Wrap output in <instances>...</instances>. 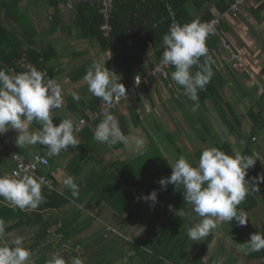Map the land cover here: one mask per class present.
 Returning <instances> with one entry per match:
<instances>
[{"label":"crops","instance_id":"crops-1","mask_svg":"<svg viewBox=\"0 0 264 264\" xmlns=\"http://www.w3.org/2000/svg\"><path fill=\"white\" fill-rule=\"evenodd\" d=\"M63 7L65 8V6ZM20 9L26 13L30 25L34 28L35 34L32 38L36 43V48L41 45V42H46L50 43L56 50L57 56L51 62L55 75L40 79V86L46 93V100L38 109H35L33 116L28 110L22 84L14 79L13 82H10L0 71V95L4 96V99L0 102V128L5 132L4 137H1L0 134V179L14 168L12 161L14 151H18L25 159H30L35 154L46 153L50 141L42 137H48V135H42L33 128L34 119L37 123H45L58 113L74 126L83 117L82 110L87 108L90 100L101 90V86L102 90L106 91L105 100H110L114 95L116 86L121 85L124 88L133 86L134 79L132 78L140 76L139 70L143 67L147 70L149 65L158 60L155 56V50L152 48L147 54H142L137 62L132 63L130 68L119 67L116 62L111 61L109 53L100 50L96 42L91 44L92 42L89 43V40L77 39L75 29L68 33L66 28L72 27L73 21L71 20H74V13L72 18H67V22L64 23L61 20V9H59V17H57L60 19L59 24L52 19L54 8L48 2L23 0L20 3ZM260 9H263L261 13L264 12V0H251L243 6L240 16L245 14L249 21L259 24L264 16H261V13L256 16L255 10ZM43 11L45 13L51 11V22H54L50 24V29H48V32H50L48 37L46 36L47 33L44 34L43 32L42 34V23L44 21L38 18L39 15H42L41 13L44 14ZM192 13L194 16L199 14L195 15L194 10ZM244 26L245 28L248 27L246 24ZM14 27L18 31L19 37H23L24 30H28L19 22ZM235 30L238 31L237 34L245 32L239 28L234 19L228 18L221 27V36L230 44L227 34ZM60 33L66 34L64 35L67 39L66 44L54 40L58 39L57 34L60 35ZM44 36L47 38L42 40ZM241 37L245 39L244 35ZM247 39L249 38L245 40ZM85 41L96 52L83 64H73V59L81 60L83 59L82 56L89 52L87 50L78 52L79 43L85 44ZM208 48L217 55L216 60L212 63L225 79L226 85L227 79L231 77L229 71L235 73L225 64L228 55L223 51L221 44H218L215 49L209 46ZM259 48H257L258 51ZM62 53L68 54L67 60L69 59L70 66L60 59ZM220 55L224 57V61L220 60ZM228 64L229 66L232 65L231 63ZM245 64L250 70L252 69L249 64ZM83 67L87 71L90 70L89 73L73 80L70 74ZM106 72L109 77H107ZM11 76L14 77L13 70H10ZM90 76L98 80L96 81L97 89L89 83ZM237 76V80L241 81L242 75ZM248 79L250 80V78ZM253 80L256 81V77ZM231 82L236 87V81L231 80ZM103 85L105 86L103 87ZM189 89V86L186 85L185 89H174L173 93V89L169 90L160 79L138 88L117 112L112 113L104 121L108 129V140L103 139L91 123L87 128L93 132L95 137L91 138L90 141H85V137L78 134L75 144L64 154L53 158L48 169H42L34 175L23 176L9 186L0 188V211L4 207L10 209L17 207L24 214V219H27L26 225L19 227H14L17 220L0 222V264L2 260H6L8 264H11V259L14 260L15 264H24L23 261L29 262L34 257L44 254L42 250L48 245L50 246L48 250L51 254L54 253L56 257L72 250L73 253L81 256V259H88L87 263L84 261L85 263L81 262L80 264H96L100 260L104 264H144V260L149 255L146 256L137 249L140 245L149 246V250H157L163 256L168 251L170 254L167 256L172 255V258L177 260L175 263L182 262L184 264L187 254H185L183 246L187 243V240L192 244L198 242V240L201 242L199 236L202 235V232L208 234V229L204 226V223H199L196 217L188 215L193 213L190 207L196 203L199 206H208L209 197L205 198L207 191L202 188L201 184L196 192L198 196L196 195L191 203L182 206L184 201L177 200L178 194L172 184V177L176 175L182 181H185L188 178L190 180L195 179L193 176H202L203 169L198 170L195 168V165L198 166V161L203 159L200 154L204 151L208 155L209 148H213L214 154L209 158L215 160L217 150L215 144L219 143V138L214 131L210 132L211 129L209 128L211 126H203V124L210 122L209 116L212 112L211 109L215 108L214 104H210L212 101L208 100L203 106H196L195 98L189 94ZM68 92L72 94H68L65 103L57 107L60 97ZM72 96L77 98L75 108L72 106L67 107L68 97ZM144 99L146 106L143 105ZM82 103H84V107ZM131 105H134L144 130L133 125L130 119ZM200 112H202L204 119L201 118ZM116 114L126 120L128 126L125 135L121 133ZM158 114L160 116H157ZM144 115H152L153 118L149 119L148 116L145 117ZM162 116H165V119H160ZM168 137L175 143L177 153L174 151L173 155L167 154L165 158L161 147H165L167 142L170 143ZM117 139L122 144L119 149L114 147ZM226 141L223 140L220 143ZM190 142L199 147L194 152L196 160L191 154L186 161L179 151L188 150V143ZM226 143L231 146L238 157L243 154L246 147L244 142L236 144L227 141ZM150 150L155 152V161L160 153L162 159L158 160L159 163H164L167 166L164 179L174 191V200L168 202L167 205H163L159 202L154 203L149 199L139 200L136 197L126 213L120 215L111 205L114 201L117 203L118 208L122 204V200L119 199L120 193L117 191V183L109 181L106 170L116 174V162L118 164H132L136 158ZM236 150L243 151L238 154ZM152 161L154 160L152 159ZM182 162L186 163L183 164ZM186 164L190 165L189 169L183 167ZM108 182L111 183L110 186ZM121 183L122 180L118 176V184L122 186ZM107 186L109 187V194L105 192ZM125 188L130 189V186ZM59 197L64 201L61 205H59ZM176 213L190 220L194 218L192 220L194 221L193 225H190L191 230L188 226H185L187 232L190 233L191 231L190 236H187L184 232L186 231L185 227L181 229L183 226L181 227L178 224L179 222L172 219V215ZM248 217H250V213ZM171 221L175 222L173 226L175 225L176 231H173L172 235L165 236V230ZM248 221L250 220L248 219L246 222ZM62 226L65 228H62ZM226 226H229V229L231 228L229 223ZM42 229H45L48 234L37 241L41 244V248L35 250L32 255H23L21 258H17L16 255L12 254L11 246L26 247L35 244L36 234ZM61 229L64 230L61 231ZM214 234V241L215 243L217 241V245L224 243V240H220V238L218 241L215 231ZM118 248L122 251V254H110ZM96 249L101 253H98V257L93 258ZM210 250L209 246L205 252L208 260H212L214 255L208 254ZM154 254L155 252L151 255L153 258ZM113 256L115 257L112 258ZM204 256L203 261L207 262L208 260L205 261ZM163 261L166 262L165 264H170L168 258H163ZM211 263L213 264V261Z\"/></svg>","mask_w":264,"mask_h":264},{"label":"trees","instance_id":"trees-1","mask_svg":"<svg viewBox=\"0 0 264 264\" xmlns=\"http://www.w3.org/2000/svg\"><path fill=\"white\" fill-rule=\"evenodd\" d=\"M22 1L0 0V63H2L0 71L10 82H13L14 79L22 84L28 110L33 115L35 109H38L46 100V93L40 86V79L55 75L50 63L57 56V52L50 43L42 45L45 47L36 48V43L32 38L35 34L34 28L30 23L27 25L29 21L25 17L26 15L23 16V12L20 9ZM38 1H45L53 6L54 14L51 17L55 22L59 23L60 19L57 17H59L60 6H65L67 0ZM232 1L113 0V7L108 21L110 31L109 35L105 37L102 30L104 20L100 14L99 6L92 1L81 0L74 3L73 25L72 27H67L66 30L70 33L72 29H75L77 39L96 42L102 52L109 53L111 61L116 62L119 67L130 68L132 63L137 62L142 54H147L152 48L155 50V56L158 60L165 59L172 49L181 44L199 26L212 19L215 15L226 12ZM193 10L199 14L194 16ZM261 10L263 9L255 10V15L258 16ZM172 16H174L179 26L178 33H175L170 27ZM18 22L28 28L27 31L24 30L23 37H19L18 31L14 27ZM206 43L209 47L215 49L220 44V39L216 35H210L206 39ZM10 70L14 72L13 78L12 76L10 77ZM89 71L85 67L79 68L72 72L70 77L76 80L79 77L87 75ZM139 71L141 77L146 75L145 67ZM231 77L241 88L242 84L237 80L234 73H231ZM160 80L165 83L169 90L173 89V93L178 88L185 89L186 85H188L190 88L189 94L195 98V104L198 107L203 106L208 100L212 101L221 122L227 130L230 133L237 134L240 141L244 139L246 147L243 154L239 157L226 142L218 143L216 146L215 160L217 159L220 162L218 166L225 175V179L232 192L231 194L226 191L216 178V166L209 159H206L207 156L205 154H200L205 161V167L201 174L203 182L214 192L216 201L222 208L226 220L231 223L233 221L240 222L242 220L240 214L250 213L257 206L255 196L264 191V167L259 163V159L254 158L252 154L253 149L250 147L252 138H254L253 135H255L257 130L264 129V89L260 100L256 102V108H251L247 111V117L252 124L250 144V139L246 138L243 134L234 108L229 103L224 102L221 97V91L225 86V79L217 71L215 65L208 62L206 55L201 49L190 48L185 54L172 60L169 66L168 79ZM105 99L106 91H103L101 86V90L90 100L87 108L82 110V116L85 117L87 111H97L100 103H102L101 101ZM76 100L75 96L68 97L67 107L70 108L72 106L75 108ZM82 106L84 107V103H82ZM82 106L81 108H83ZM116 117L121 133L123 135L127 134L128 125L126 120L117 114ZM130 119L134 126L141 127L144 130V126L136 113L134 105L130 107ZM101 122L102 120L100 119L95 120L93 126L97 127ZM33 128L42 135H48V137L42 138L48 139L50 144L58 143L60 140H64L74 133V126L58 113L45 123H37L34 119ZM80 134L85 137V141H90L91 138L95 137L93 132L88 130L87 127ZM115 142L116 145L114 147L116 149L122 147L119 139L115 140ZM151 151L136 158L132 164H118L116 162V174L106 170L109 181L117 183V191L120 193V197H118L122 200V204L119 208L115 201L111 205L120 215L126 213L129 206L134 203L136 197L139 200L149 199L154 203L159 202L163 205H167L168 202L174 200V191L164 179L166 169L160 170L161 167L165 166L164 163H159L158 161L162 157L159 153L156 161H152L155 152ZM244 155L248 157L247 160H244ZM152 171L154 172L152 173ZM154 174L156 177H153ZM118 176L122 180V186L118 184ZM108 185L110 186L111 183L108 182ZM128 186H130V189L125 188ZM108 188L107 186L105 189L107 193ZM123 198L125 199L123 200ZM194 198H188L183 202L182 206L191 203ZM63 203V199L59 197V205ZM35 214L37 215V213ZM172 219H175V222H179L178 224L181 227L183 226L181 229L188 226L191 230L190 225L192 226V223H194V221L184 218L178 213L172 215ZM4 220H17L14 227L23 226L27 223V219H24V214L17 207L12 209L4 207L0 211V222H4ZM175 222L171 221L168 225L165 230V236L172 235L171 233L176 231L175 225L173 226ZM62 228L65 227L62 226ZM185 228L186 231L184 232L187 236H190L191 231L189 233V231L187 232V227ZM206 228L208 229L207 238L196 250L195 255L188 264H212L211 261L214 258L212 260L209 259L207 262L203 261V256L215 236L214 228L210 226ZM63 230L61 229V231ZM233 232H236L235 229L231 233ZM47 234L45 229L39 230L34 240L35 244L26 247L11 246L12 254L16 255L17 258H21L23 255H32L35 250L41 248V244L37 243L39 238ZM255 239L257 247L248 250L244 254V257L252 261H260L258 264H264V230L256 235ZM169 242L171 243V241ZM49 247V245L46 246L44 254L27 262V264H80L84 259H81V256L73 253L72 250H68L56 257L54 253L51 254L48 250ZM98 253V249H96L93 258L98 257ZM155 253L161 255L154 256L156 260L155 264H165L162 257L168 258L170 264H177V262L175 263L177 260H174L172 255L167 256L170 254L168 251L164 256L159 251H155ZM87 261L88 259L85 262L87 263ZM11 264H15L13 259H11Z\"/></svg>","mask_w":264,"mask_h":264},{"label":"rangeland","instance_id":"rangeland-1","mask_svg":"<svg viewBox=\"0 0 264 264\" xmlns=\"http://www.w3.org/2000/svg\"><path fill=\"white\" fill-rule=\"evenodd\" d=\"M60 9H61L60 14L62 16L61 20L64 23H66L67 18L70 19L73 16V13H74L73 8L69 9V8H66V7L64 8L63 6H60ZM66 11H68V12H66ZM25 14L26 13L23 11V16ZM41 14L42 15H39L38 18H39V20L44 21L42 23V26H43L42 34H43V32H44V34L47 33L46 36L48 37L50 35V32H48V29H50V24L53 23V22H51L52 20L50 18L51 11L48 13L44 12V14L43 13H41ZM197 14L198 13L196 12L195 15H197ZM240 15H241V12H239L238 17L234 18V21L236 23H238L239 28L242 29L243 32L244 31L245 32L244 33L240 32L239 34H237L238 31L235 30V31H232L231 33H228L227 36H228L229 42L232 45V47L234 48V50L242 57V59L244 60L245 63H247L251 66L252 69L250 71H251L252 75H254V77H256V81H254V80L250 81L247 77L241 76L242 79H241V81H239L242 84V86H241L242 89H241L237 83H236V87L233 86L231 80L232 81H235V80L232 77H230L229 79H231V80L227 79L226 85L223 87V89L221 91V97H222L224 102L229 103L231 106H233V108L237 114L238 120L241 124V129L243 130V134L246 138L248 137L250 139V144H251L252 135H251L250 131L252 128V124L247 117V111L250 110L251 108L252 109L256 108V102L258 100H260V97H261V95L263 93V89H264L263 88L264 87V17H263L262 21H260L259 24H254L247 19L245 14H243L242 16H240ZM261 16H264V12L261 13ZM26 18L28 19L27 16H26ZM71 21H73V20H71ZM27 24H29V22ZM44 24H45V26H44ZM245 24L248 26L247 28H245V26H244ZM64 35H66V34L65 33H63V34L60 33V35L57 34L58 39H54V40H56V41L58 40L62 44H66L67 39L65 38ZM243 35L245 36V39L246 38H249V39H247V40L242 39L243 37H241V36H243ZM46 36L42 37V40L46 39L47 38ZM88 42L91 43L90 41H88ZM88 42L85 41L84 42L85 44L79 43V46L77 47L78 52H83L84 50H87L89 52L86 53L84 56H82L83 59H81V60L73 59V64H83V62L88 61V59L93 56L94 52H96V50H93V47L91 45H88ZM44 44H46V42H41V45L39 47H41ZM91 44H93V42ZM42 47H45V46H42ZM257 48H259V51L257 50ZM67 55H68L67 53H64V54L62 53L60 56V59L62 61H64V63H68L70 66V61H69V59L67 60ZM65 57H66V59H65ZM220 57H221L220 60L224 61V59H223L224 57H222L221 55H220ZM66 60H67V62H66ZM215 60H216V57H215ZM225 64H227L226 66H228L231 70H233V68H231V67H233V65L229 66L228 63H225ZM50 66H51V63H50ZM67 71H68V69H67ZM231 73H232V71H229L230 75H231ZM106 74H107V77H109L107 72H106ZM235 76L238 77L237 75H235ZM106 79L107 78L105 77V80ZM89 81H90L89 83L92 85L93 88H96V89L98 88L97 82H96L98 80H96V78H93V76H90ZM68 94H72V93L68 92L64 96L60 97V100H58L57 107L61 106V104L65 103L66 97L68 96ZM145 99H144L143 105L146 106ZM210 104H212V102ZM213 109H211L212 114L210 113V116H209L210 122L206 123L205 125L203 124V126L204 127L209 126V125L211 126V128H209V129H211L210 132L214 131L215 135L219 138V143L223 140L224 141L225 140L232 141L236 144L243 143L244 139H242V141H240L237 137V134L230 133L227 130V128L224 127L221 120L219 119L220 117H218L219 114H218L217 110L215 108H213ZM199 114H200L201 118L204 119L202 112H200ZM144 116L145 117L148 116L149 119L153 118L152 115L151 116L144 115ZM157 116H160V114H158ZM160 119H165V116H162V118H160ZM163 122H165V121H163ZM212 135H213V133H212ZM253 136L256 139V141L254 143H252L250 145V147L253 149V151L256 150L258 153L261 154L260 155L261 157L259 156V160H260L259 163L264 167V129L257 130L255 135H253ZM167 139L171 144L167 142L165 147H161V150H162L165 158L167 157V154L173 155L172 153L174 151L177 153L175 143L172 142L170 137H168ZM244 144L246 145L245 142H244ZM216 146H217V143L215 144V147ZM198 147L199 146H196L192 142H190V143H188V148H187L188 150H181V151H179V153H182L184 159H186V161H187V159L190 158L191 154L194 158V152H196L198 150ZM165 148H166V150H165ZM208 151H209L208 155L204 151H202V154H205L207 156L206 159L207 160L209 159L211 161V163H213L216 166V178L222 184V186L226 189V191H228V193L231 194L232 192L230 190V187H229L227 180L225 179V175L221 172V169L218 166L220 164V162L217 159L211 160L209 158V157H212L214 154L213 148L212 149L209 148ZM242 151L236 150V152L238 154L242 153ZM153 160L155 161V156L153 157ZM194 160H196V159L194 158ZM182 163L185 164L186 162H182ZM195 166H196L195 168H197L198 170L204 169V167H205L204 159H202L201 161H198V166L197 165H195ZM183 167L189 169L190 165L186 164V165H183ZM164 169H167V166L160 168V170H164ZM153 172L154 171H152V173ZM158 172H160V171H158ZM153 177H156V175L154 174ZM193 177H195V179L190 180L188 178L185 181H182L179 177L174 175L172 177L173 178L172 184L176 189V193L178 194L177 200L182 201V202L187 200L188 198H191V197L196 198V195L198 196V194H196L197 189L201 184H202V188L206 189L207 192L206 191L205 192L207 195L205 198L207 199L209 197L208 206H199V205H197L198 203H196L190 207V210H192L193 213H190L188 215H192V216L196 217L197 221H199V223H204L205 227H209V225H210V227L214 228V231L216 232V237H218V241H219V238H220V240L221 239L224 240V243L222 242L221 245H219V244L217 245V241L215 243L214 239H212V241H211V243L212 242L213 243L210 244L211 250L208 252V254H214L212 256V259L214 258L213 264H258V263H260V261H252L250 259H246L244 257V254L248 250H251V249L257 247V243H256V239H255L256 235L260 234L264 230V191L260 192V194H257L255 196V198H257V201H258V206L255 207L250 212V217L247 218V216H249V213L248 214H245V213L240 214L241 215L240 217L242 220H244L246 222L249 219L250 221L245 223L244 221L241 220L240 222L233 221L231 223L230 221L226 220V217L223 215L222 208L220 207V205L216 201L214 192H212V189H210V187L208 188L207 184L203 182V178L201 176H193ZM198 177H199V179L197 180ZM193 219L194 218H192V220ZM226 222L229 223V225H231L230 229H229V226H226V224H227ZM234 229L236 232L230 233L231 230L234 231ZM199 237H200L201 242H199V240H198V242H194L192 244L191 242H189L187 240V243L184 244V246H183L184 251H185V254H187V257L184 261V264H188L192 260L193 256L195 255L196 250L201 246L199 244L200 243L203 244V242L207 238L206 232H204V234L202 232V235ZM190 245H191V247H190ZM137 249L140 250L146 256L149 255L144 260V264H155L156 260H155V258H153L151 256L155 252V250L151 251V250H149V246L145 247V246H141V245ZM44 250H42V251L44 252ZM156 252H158V251L156 250ZM114 253L122 254V251H120L118 248L115 252H112L110 254H114ZM2 255H3V253H2ZM154 255H158V254L155 253ZM114 257L115 256H113L112 258H114ZM36 258H38V257H34V259H36ZM204 260L205 261L208 260V258H206V254L204 256ZM84 261H86V260L85 259L82 260V262H84ZM23 262H24V264H27V262H25V261H23ZM1 264H8V262L6 260H2ZM96 264H104V262L100 260ZM178 264H182V262H179Z\"/></svg>","mask_w":264,"mask_h":264},{"label":"built area","instance_id":"built-area-1","mask_svg":"<svg viewBox=\"0 0 264 264\" xmlns=\"http://www.w3.org/2000/svg\"><path fill=\"white\" fill-rule=\"evenodd\" d=\"M96 3L99 6L100 14L104 20V26L102 27L103 35L107 37L109 35V17L113 7V0H89ZM250 0H233L229 9L222 14L214 16L212 19L206 21L203 25L199 26L188 38L184 39L181 44L172 49L165 59H160L157 62L149 65L144 77L135 76L134 83L131 87H122L118 85L115 87L114 95L110 100L103 101L98 110L95 112H89L85 117H82L74 125V133L64 140H60L58 143L49 144L46 153L35 154L30 159H25L18 151H14L12 154V161L14 168L8 172L4 177L0 179V188H5L26 175H34L42 169H48L50 161L64 154L70 149L76 141V136L80 134L87 126L93 123L95 120H102V122L96 127L99 135L108 140V129L104 122L112 113L117 112L124 102L136 92V90L144 85H148L156 79H168V71L170 62L182 54H185L190 48L201 49L207 57L209 63L215 61L216 53L212 52L207 46L206 39L210 35H216L220 39L221 47L228 55L226 61L233 65V71L238 75H246L253 80V75L244 63L242 57L236 53L232 46L221 36V24L228 17H235L240 9ZM79 2L76 0H68L65 4L66 8L72 9L74 3ZM171 29L175 32H179V26L172 16V22L170 24ZM171 87V85H169ZM172 88V87H171ZM4 99L3 95H0V102ZM1 137H4L5 132L0 128ZM253 141L255 139L253 138ZM255 158H258L256 152H253ZM244 160H247V156L244 155Z\"/></svg>","mask_w":264,"mask_h":264},{"label":"clouds","instance_id":"clouds-1","mask_svg":"<svg viewBox=\"0 0 264 264\" xmlns=\"http://www.w3.org/2000/svg\"><path fill=\"white\" fill-rule=\"evenodd\" d=\"M248 2H249V1H248ZM248 2H247V3H248ZM247 3H246V4H247ZM246 4H245V5H246ZM245 5H244V6H245ZM242 8H243V7H242ZM242 8H241V9H242ZM241 9H240V11H241ZM240 11H239V12H240ZM239 12L237 13V16H238ZM224 13H225V12H224ZM217 15H218V14H217ZM215 16H216V15H215ZM237 16H235V18H236ZM228 18H231V17H228ZM228 18H227V19H228ZM232 19H234V17H232ZM225 21H226V20H224L223 22H225ZM223 22H222V23H223ZM221 26H222V24H221ZM230 45H231V44H230ZM231 46H232V45H231ZM232 48H233V47H232ZM233 50H234V48H233ZM223 51H224V50H223ZM234 51H235V50H234ZM235 52H236V51H235ZM236 53H237V52H236ZM244 63H245V62H244ZM247 67H248V66H247ZM248 69H249V68H248ZM249 70H250V69H249ZM250 72H251V71H250ZM234 74H236V73H234ZM251 74H252V73H251ZM236 75H238V74H236ZM240 76H241V75H240ZM242 76L249 78V77L246 76V75H242ZM253 77H254V76H253ZM254 78H255V77H254ZM254 78H253V79H254ZM250 80H251V79H250Z\"/></svg>","mask_w":264,"mask_h":264},{"label":"bare ground","instance_id":"bare-ground-1","mask_svg":"<svg viewBox=\"0 0 264 264\" xmlns=\"http://www.w3.org/2000/svg\"><path fill=\"white\" fill-rule=\"evenodd\" d=\"M68 1V0H67ZM76 1H78V0H76ZM79 1H81V0H79ZM66 7V6H65ZM99 134V133H98ZM255 139V138H254ZM255 141H256V139H255ZM255 141H253V138H252V143H254ZM253 152H256V151H252V154H253ZM257 153V152H256ZM257 155H258V153H257ZM253 156H254V154H253ZM254 158H255V156H254ZM255 159H259V155H258V158H255Z\"/></svg>","mask_w":264,"mask_h":264}]
</instances>
